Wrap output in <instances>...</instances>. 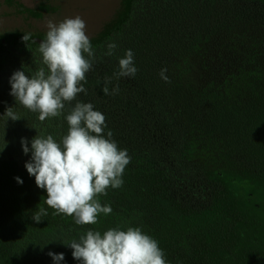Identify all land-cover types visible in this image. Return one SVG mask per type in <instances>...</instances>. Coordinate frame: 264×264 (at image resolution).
Wrapping results in <instances>:
<instances>
[{"label":"trees","instance_id":"16d2710c","mask_svg":"<svg viewBox=\"0 0 264 264\" xmlns=\"http://www.w3.org/2000/svg\"><path fill=\"white\" fill-rule=\"evenodd\" d=\"M13 2L27 17L44 10L6 0ZM44 38L30 30L0 34V264H54L49 251L64 254L60 264H80L63 242L129 226L154 238L167 264H264V0H121L89 37L96 59L87 94L41 122L10 94L9 79L41 66ZM109 42L117 44L112 56ZM128 49L138 71L116 79ZM105 77L118 94H104ZM76 101L104 114L105 136L111 130L130 157L123 185L97 197L112 212L96 224L77 225L46 205L21 145L23 137L30 148L40 134L59 142ZM10 106L21 119L6 121ZM39 208L48 215L36 223Z\"/></svg>","mask_w":264,"mask_h":264},{"label":"clouds","instance_id":"9594fccd","mask_svg":"<svg viewBox=\"0 0 264 264\" xmlns=\"http://www.w3.org/2000/svg\"><path fill=\"white\" fill-rule=\"evenodd\" d=\"M46 27V37L38 47L41 66L30 76L24 70H16L9 79L10 94L18 104L38 113L41 122L61 116L66 104L70 105L80 93L87 94L86 74L96 59L86 34V22L79 15L66 17L59 23L48 20ZM30 39V33L22 37L26 43ZM116 48L115 42H109L105 55L112 56ZM137 71L134 53L128 49L119 58V70L113 76L134 78ZM166 72L167 69L162 68L159 75L170 83ZM112 79L104 78L105 95L119 92V85L110 91ZM3 115L6 121L22 118L11 106ZM65 119L68 131L59 142L51 134H40L32 138L29 148L28 140L21 138L24 154L31 152L25 168L29 176L35 177L37 187L46 191L44 202L55 214L71 216L77 225L96 224L101 213L112 212V208L102 205L97 197L107 195L109 187L115 189L123 185L122 175L130 157L127 150L120 149L112 139L111 130L105 136V116L95 110L91 102L76 101ZM15 179L23 183L20 177ZM47 215L45 208H39L31 218L39 223ZM63 243L72 249L73 258L80 264H167L158 242L140 227L109 228L103 234L89 229L79 239ZM48 255L54 264L64 260L63 253L49 251Z\"/></svg>","mask_w":264,"mask_h":264},{"label":"rangeland","instance_id":"374dc122","mask_svg":"<svg viewBox=\"0 0 264 264\" xmlns=\"http://www.w3.org/2000/svg\"><path fill=\"white\" fill-rule=\"evenodd\" d=\"M23 7H44L39 17L16 14V3L12 5L0 0V34L30 30L46 37L47 21L59 23L66 17L79 15L86 22V34L91 37L113 18L121 0H15Z\"/></svg>","mask_w":264,"mask_h":264}]
</instances>
